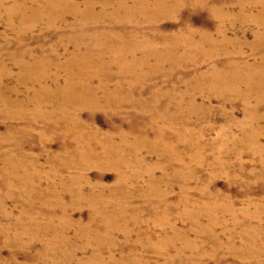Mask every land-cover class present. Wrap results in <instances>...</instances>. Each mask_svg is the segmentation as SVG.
I'll return each mask as SVG.
<instances>
[{
  "label": "rangeland",
  "instance_id": "rangeland-1",
  "mask_svg": "<svg viewBox=\"0 0 264 264\" xmlns=\"http://www.w3.org/2000/svg\"><path fill=\"white\" fill-rule=\"evenodd\" d=\"M35 1L24 0L23 18V0H0V169L17 165L0 173V264H91L94 254L99 264H264V100L252 92L246 103L200 81L215 66L262 60L255 22L264 19V0H165L160 7L156 0H61L60 19L33 21ZM221 31L232 39L223 50ZM75 32L79 44L97 42L94 53L105 49L89 58L108 71L86 84L84 98L96 105L80 107L62 94L65 71L57 65L76 52ZM135 38L144 45L127 59L141 64L116 72L122 42ZM36 59L48 65L38 83L21 66ZM104 78L110 90L121 84L122 100L102 97ZM121 134L141 144V166L121 168L132 178L125 182L101 157V143ZM157 135L158 143H144ZM88 147L97 159L78 154ZM79 187L82 199L74 195ZM49 240L74 249V258L54 248L41 255Z\"/></svg>",
  "mask_w": 264,
  "mask_h": 264
},
{
  "label": "bare ground",
  "instance_id": "bare-ground-1",
  "mask_svg": "<svg viewBox=\"0 0 264 264\" xmlns=\"http://www.w3.org/2000/svg\"><path fill=\"white\" fill-rule=\"evenodd\" d=\"M28 0H26L27 2ZM200 1V0H198ZM35 2H39V6H36L35 9H34V12L31 14L32 17H33V21H36L38 20L39 18H41L42 16L44 15H48L50 19H54V18H61L62 17V14H63V8H62V2L61 0H36ZM165 3V0H156L155 1V6L156 7H160L162 5H164ZM139 6V4H137ZM121 6L123 8H126L125 4H121ZM22 7H23V18H27V10H25V7H24V0L22 2ZM27 7V5H26ZM162 8V7H161ZM11 10V9H10ZM127 12H129L131 9L130 8H127L125 9ZM163 10V8H162ZM263 11H264V5H263ZM32 12V11H31ZM11 14V13H10ZM133 14V13H131ZM261 16H264V15H261ZM131 17V16H130ZM48 24H52L53 22H47ZM63 23V22H62ZM77 23H80V22H77ZM83 23V22H82ZM88 23H93V24H97L98 22H88ZM228 22H226L227 24ZM233 23V22H232ZM231 23V24H232ZM257 25L261 26L262 27V31L260 34H258V37L261 39L262 37H264V19L262 22H255ZM77 25V24H76ZM80 25V24H79ZM84 25V24H83ZM88 25V24H87ZM86 25V26H87ZM93 26V25H92ZM97 26V25H95ZM228 26V25H227ZM231 26V25H230ZM85 27V26H84ZM80 28V27H79ZM85 28H88V27H85ZM95 28V27H94ZM83 28H81L82 30ZM93 29V28H92ZM94 30V29H93ZM79 31V30H78ZM84 32V31H83ZM131 32V31H130ZM80 33V32H79ZM78 33V34H79ZM96 33V32H95ZM94 33V35H95ZM107 33V32H106ZM113 33V32H112ZM124 33V32H122ZM192 33V32H191ZM78 34L75 32V34L73 35V38H72V42L74 44V46H77V49H76V52L71 54L68 59H66L65 61L63 60L62 63H60L58 66V68L60 70H64L65 71V85L63 87V97H64V100H68L70 103H73V104H77V105H80V104H83V101L85 100V103H88V104H97L96 102L94 101H90L89 99H85L84 97L88 94V89H87V86L86 84L89 83L90 79L91 78H95V76L98 77L99 73H103L105 75V78H106V75H107V70H103L101 69V67L99 66V63L97 61H94V58L93 59H89L90 57H93V55H97V56H100L101 54H103V52L105 51L104 48H101V50L99 52H96L94 53V48L97 49L96 45H97V42L95 43V45H88L90 47H88L87 45H83V44H79L78 43V39H79V36ZM100 34V33H99ZM102 34V33H101ZM105 34V33H104ZM220 34V33H219ZM90 35H92V33L90 32ZM115 35V34H114ZM112 34V36H114ZM97 36V35H95ZM99 36V35H98ZM105 36V35H104ZM111 36V35H110ZM111 36V37H112ZM227 35H225V33L223 31H221V40H220V43L217 44V47H219V49L223 50L224 47L226 46L225 44H227L228 40H232V39H228L226 37ZM92 37V36H91ZM90 37V38H91ZM121 37V36H119ZM123 37V35H122ZM207 38L208 35H205L204 34V38ZM102 38V37H100ZM211 38V37H210ZM85 39V38H84ZM95 39V38H94ZM124 39V38H123ZM189 39V38H188ZM125 40V39H124ZM129 40V39H128ZM136 38L135 39H131L130 41L128 42H131V45L129 44H125V42H122L121 46H120V51H119V56L117 57L116 61L118 63L117 65V71H121V70H126V72H129L131 71L132 69V66H136V64L138 63L141 64V62L139 63L137 60L138 59H134L133 57H129V59H127L128 55H130L131 53H134V51H137L138 49H140V46L143 42H140L137 43L136 41ZM200 40V39H199ZM206 40V39H205ZM204 40V41H205ZM212 40V39H211ZM120 41V40H119ZM146 41V40H145ZM195 41V40H194ZM147 42V41H146ZM151 42V41H150ZM218 42V41H217ZM188 43V42H187ZM190 43V42H189ZM193 43V42H192ZM207 43V42H206ZM89 44V43H88ZM151 44V43H150ZM186 44V43H185ZM199 44V43H198ZM231 44V43H230ZM119 45V44H118ZM144 45V43L142 44ZM146 45V43H145ZM149 45V44H148ZM153 45V44H152ZM170 45V44H169ZM184 45V44H183ZM189 45V44H187ZM211 45V44H209ZM155 46V45H153ZM152 46V48H153ZM190 46V45H189ZM202 46V45H200ZM208 46V45H207ZM142 47V46H141ZM196 47H199L196 46ZM144 48V47H143ZM156 48V47H155ZM160 48V47H159ZM166 48V47H164ZM195 48V47H194ZM193 48V49H194ZM200 48V47H199ZM142 49V48H141ZM146 49V48H145ZM144 49V50H145ZM148 49V48H147ZM151 49V48H150ZM169 49V48H168ZM202 49V48H201ZM210 49V48H209ZM214 49V48H213ZM226 49V47H225ZM158 50V49H157ZM164 50V49H162ZM203 50V49H202ZM207 50V49H206ZM228 50V48H227ZM97 51V50H96ZM131 51L130 53H126V52H129ZM153 51V50H152ZM151 51V52H152ZM155 51V50H154ZM167 51V50H165ZM174 51V50H173ZM200 51V50H199ZM213 51V50H212ZM139 52V50H138ZM161 52V50H160ZM168 52V51H167ZM220 52V51H219ZM70 53V52H69ZM118 53V52H117ZM142 53V52H140ZM150 53V52H149ZM159 53V52H158ZM197 53V51H196ZM203 53V52H202ZM231 53V52H230ZM170 54V53H169ZM222 54V53H221ZM225 54V53H224ZM228 54V53H227ZM141 55V54H140ZM145 55V54H143ZM149 55V54H148ZM165 55V54H164ZM208 55V54H206ZM229 55V54H228ZM45 56V55H44ZM139 56V55H138ZM142 56V55H141ZM140 56V57H141ZM210 56V55H209ZM215 56V55H214ZM148 57V56H147ZM162 57V56H161ZM208 57V56H206ZM38 59V58H37ZM35 61V64L32 62L31 64H27L26 62L21 64L22 68H24L23 70H27V72L31 75V77L33 79H35L38 83V81L42 82V80H44V78L46 77V71H45V67H47L48 65L44 63V59L43 60H38ZM105 59V58H104ZM144 59V58H143ZM149 59V58H147ZM96 60V59H95ZM160 60V59H159ZM25 61V60H24ZM103 61V60H102ZM106 61V60H105ZM106 63V62H104ZM144 63V62H143ZM229 63V62H228ZM234 63V62H233ZM101 64V63H100ZM103 64V63H102ZM91 65V66H90ZM228 65V64H227ZM230 65V63H229ZM93 66V67H92ZM104 65H102L103 67ZM56 67V66H55ZM91 67V68H90ZM140 67V66H139ZM228 67V66H227ZM264 57L262 58L261 61H259L258 63H248V62H243L241 65H239L238 63H234L231 65V67L229 69L224 68L223 69H219L218 67H213V69L211 70L210 74L209 75H206V76H202L200 78V81L201 82H204V84H206V86H208L209 88H211L212 90L216 91L218 88H220V86H224L222 88L224 89H229L231 90L230 92L231 93H234V94H237V95H240V96H243L244 95V101L246 103H248L249 101L246 100L247 98H250L251 97V93L252 92H259L261 93L259 96H257V101L258 102H261L262 100H264V84L262 83V77L261 75H259V73H257V71L259 70V72L261 73L263 70H264ZM105 68V67H104ZM262 68V69H261ZM58 69V70H59ZM93 69V70H91ZM55 70V69H54ZM22 71V70H21ZM87 71H95L94 75L93 76H87ZM26 72V73H27ZM57 72V71H56ZM253 72H254V75H253ZM23 73V71H22ZM25 73V74H26ZM49 73V72H48ZM263 74V73H262ZM23 75V74H21ZM54 75V74H52ZM58 75V74H57ZM25 76V75H24ZM29 76V75H28ZM22 77V76H21ZM31 78V79H32ZM57 78V77H55ZM104 79H101L99 80V88H103L102 89V92L104 93L102 97H104L106 100L108 99H111V98H117L119 100H122V97H120L118 94H119V91H120V88H121V84L120 85H117L115 84V88L110 90L107 88V82L106 80ZM124 78V77H123ZM27 79V78H26ZM59 79V78H58ZM21 80V79H20ZM126 80V79H125ZM23 81V80H21ZM30 82V81H29ZM126 82V81H125ZM52 83V82H51ZM61 83V82H60ZM130 83V82H129ZM135 82H132V84H134ZM33 85V84H32ZM48 85V84H47ZM53 85V84H52ZM57 85V84H56ZM89 85V84H88ZM131 85V84H130ZM135 85V84H134ZM239 85H244L245 86V89L244 91L243 90H239ZM40 86V85H39ZM51 86V85H50ZM61 86V85H59ZM28 87V86H27ZM26 88V87H25ZM132 88V86H131ZM43 90L45 88H42ZM93 89V88H92ZM207 89V88H206ZM25 90V89H24ZM32 90V89H31ZM29 90V91H31ZM37 90V89H36ZM90 90V89H89ZM100 90V89H99ZM219 90V89H218ZM52 91V90H51ZM97 91V90H96ZM222 91V90H221ZM220 91V93H221ZM33 92V91H32ZM37 92V91H36ZM46 92V91H45ZM34 93V92H33ZM40 93V92H39ZM43 93V92H42ZM96 93V92H95ZM219 93V91H218ZM227 93V92H225ZM29 94V93H28ZM32 94V93H31ZM30 94V95H31ZM54 94V93H53ZM61 94V95H62ZM94 94V92H93ZM33 95V94H32ZM45 95H47L45 93ZM218 95V94H217ZM226 95V94H225ZM94 96V95H93ZM97 96V95H96ZM231 96V95H230ZM229 96V97H230ZM37 97V95L35 96ZM41 97V96H40ZM128 97V96H127ZM225 97V96H224ZM228 97V96H227ZM9 98V97H8ZM27 98V97H26ZM31 98V97H30ZM47 98V96H46ZM60 98V97H59ZM88 98V97H87ZM92 98V97H91ZM155 98V97H154ZM234 98V97H233ZM255 98V97H254ZM6 99V98H5ZM34 99V98H33ZM36 99V98H35ZM241 99V98H240ZM12 100V99H11ZM17 100V99H16ZM44 100V99H43ZM57 100V99H56ZM94 100V99H93ZM157 100V99H156ZM229 100V99H228ZM242 100V99H241ZM9 101V99H8ZM30 101V100H29ZM41 101V100H40ZM55 101V100H54ZM63 101V100H62ZM110 101H115L114 99L110 100ZM154 103H155V99L153 100ZM252 101V100H251ZM21 102V101H20ZM35 102V101H34ZM39 102V101H38ZM59 102V101H58ZM254 102V101H253ZM264 102V101H263ZM17 103V102H16ZM36 103V102H35ZM34 103V105H35ZM157 103H158V100H157ZM59 104V103H58ZM153 104V103H152ZM242 104H245V103H242ZM257 104V102H256ZM259 104V103H258ZM13 105V104H12ZM16 105H19V104H16ZM39 105V104H38ZM62 105V104H61ZM154 105V104H153ZM157 105V104H156ZM37 106V104H36ZM251 106V105H250ZM258 106V105H257ZM260 106V105H259ZM38 107V106H37ZM64 107V106H63ZM67 107V106H66ZM81 107V105H80ZM154 107V106H153ZM70 108V107H69ZM68 108V109H69ZM77 108V107H76ZM251 108V107H250ZM36 109V107H35ZM62 109V108H61ZM246 109V108H245ZM38 110H39V107H38ZM71 110V109H70ZM250 110V109H249ZM40 111V110H39ZM59 112V111H58ZM68 112V111H67ZM180 112V111H179ZM54 113V112H53ZM189 113V112H188ZM252 113V112H251ZM39 114V113H38ZM186 114V113H185ZM248 116L249 114L246 113ZM252 115V114H251ZM60 116V115H59ZM174 116V115H173ZM186 116V115H185ZM184 116V117H185ZM245 116V115H244ZM248 116H246L248 118ZM252 117V116H251ZM174 118V117H173ZM153 119H155V117H153ZM75 121V120H74ZM154 121V120H153ZM185 137L189 136L187 135H184ZM109 140H106L105 143H101V146H102V156L103 158L106 159V162L109 163V164H112L114 166L117 167V169L120 171V178H119V182H125V180H132L131 177H127V175L125 176L122 171H121V168L122 167H126V166H130V165H135V166H141V157H139L137 154H136V151L137 153L140 152V149L141 148V144H139L138 142L140 140H135L134 142H129L128 143V140L126 139V137L124 135L121 134L120 137H118L119 139V142H115L114 139L111 137V136H108ZM89 139V138H88ZM87 139V140H88ZM91 140V139H90ZM117 140V139H116ZM162 140V139H161ZM183 140V139H182ZM159 141V137L158 135L152 140V141H147V140H144V143L145 144H148V145H153V144H156L158 143ZM186 141V140H185ZM88 142V141H87ZM86 142V143H87ZM180 142V141H179ZM79 143V141H78ZM99 143V142H98ZM76 144V143H75ZM88 144V143H87ZM86 144V145H87ZM77 146V145H76ZM172 145H170L169 147H171ZM196 146V145H195ZM140 147V148H139ZM168 146H165V149L168 151V152H171L170 148ZM78 148V147H76ZM91 148V147H90ZM90 148L88 147L87 150L83 153H81V151L78 152V154H81V156H87V157H91V158H95L97 159V155L96 153L94 152V150H90ZM85 149V147H84ZM83 149V151H84ZM164 149V152L167 153V156H168V152ZM78 151V150H77ZM175 151V149H174ZM65 152V151H64ZM71 152V151H70ZM68 154V153H67ZM71 154V153H70ZM98 154V153H97ZM126 154H132L133 157L131 159H129ZM136 154V156H135ZM8 155V154H7ZM74 155V154H73ZM77 155V154H76ZM9 157V156H7ZM6 157V158H7ZM12 157V156H11ZM176 157V156H175ZM81 158V157H80ZM143 158V157H142ZM10 160V159H8ZM7 160V161H8ZM14 160V159H13ZM86 161V160H85ZM72 162V161H71ZM144 162V161H143ZM7 163V166L3 165L4 167L0 169V173L1 174H4L6 173V170L8 169L9 172H11L13 174V171L16 170L15 165L14 166V162H11V161H8L6 162ZM17 163V162H16ZM84 163V162H83ZM72 164V163H71ZM77 164V163H75ZM80 164V163H79ZM86 164V162H85ZM19 167V166H18ZM148 167H146V170L151 174V170L152 168H149L147 169ZM144 170V169H143ZM142 172V171H140ZM145 172V171H144ZM153 172V171H152ZM144 174V173H143ZM152 175V174H151ZM149 176V175H148ZM155 176V175H154ZM19 180L22 182L24 180V177L23 176H19L18 177ZM152 178V177H151ZM155 179V178H154ZM77 180V179H76ZM153 181V180H152ZM154 182V181H153ZM150 183L151 185L153 184ZM159 182V181H158ZM75 183V182H74ZM152 187V186H151ZM66 188V187H65ZM74 195L77 196L79 199H82L80 195H82L81 193V189L80 187L77 189V190H74ZM87 196V195H86ZM84 199V198H83ZM87 199V198H86ZM87 200L91 201V204H92V198H88ZM198 210H202V207L201 206H198L197 207ZM101 213L104 214V210H101ZM120 213V212H118ZM107 228L110 227V225L108 223L105 224ZM119 225V223H115V226H114V230L117 228V226ZM52 226L50 224H47L45 225V228L46 229H50ZM121 228L123 229V226L121 225ZM59 237V234L56 233L55 234V238ZM61 238V242L63 244H65L67 242V238L65 236V234H62L60 236ZM104 243V242H103ZM46 244V247H44V252H40L41 255H45L46 253L48 252H52L53 251V248L56 250L57 253H59L60 255H65L67 256L68 258L70 259H73L74 258V249L72 251H67L65 249H58L56 248V242L53 241V240H49L48 242L45 243ZM100 248V246H98ZM96 252V251H95ZM57 253H54V255H56ZM47 255V254H46ZM58 256V255H57ZM90 262L91 264H99L100 263V260L98 255L97 254H94L93 256H91L90 258ZM110 259V258H109ZM89 262V261H88ZM104 264V263H103Z\"/></svg>",
  "mask_w": 264,
  "mask_h": 264
}]
</instances>
